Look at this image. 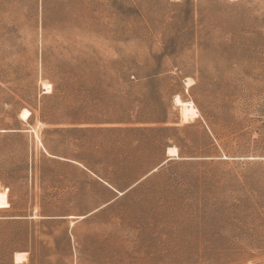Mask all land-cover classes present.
<instances>
[{
    "label": "rangeland",
    "instance_id": "rangeland-1",
    "mask_svg": "<svg viewBox=\"0 0 264 264\" xmlns=\"http://www.w3.org/2000/svg\"><path fill=\"white\" fill-rule=\"evenodd\" d=\"M0 264H264V0H0Z\"/></svg>",
    "mask_w": 264,
    "mask_h": 264
},
{
    "label": "bare ground",
    "instance_id": "bare-ground-1",
    "mask_svg": "<svg viewBox=\"0 0 264 264\" xmlns=\"http://www.w3.org/2000/svg\"><path fill=\"white\" fill-rule=\"evenodd\" d=\"M176 101L182 107V115L184 117L195 116L198 114V108L192 100H183L179 94L176 95ZM21 115L25 118L30 117V111L28 109H24L21 112ZM167 154L175 155L178 154V148L175 146H169L167 150Z\"/></svg>",
    "mask_w": 264,
    "mask_h": 264
}]
</instances>
